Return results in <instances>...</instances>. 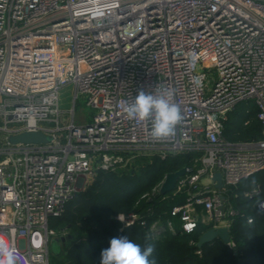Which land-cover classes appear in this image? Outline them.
Instances as JSON below:
<instances>
[{"label": "built area", "instance_id": "obj_1", "mask_svg": "<svg viewBox=\"0 0 264 264\" xmlns=\"http://www.w3.org/2000/svg\"><path fill=\"white\" fill-rule=\"evenodd\" d=\"M67 87L72 106L82 98L93 111L89 121L75 123L73 107H60ZM169 88L183 120L157 141L151 121L127 119L124 104L141 89ZM242 102L253 105L257 140L223 134ZM0 123V244L17 249L19 264H50L59 237L50 221L98 172L141 158L196 154L164 194L184 196L170 215L182 234L200 225L231 231L234 189L264 174V0H0ZM23 132L49 141L9 143ZM242 196L264 214L260 186ZM115 219L120 231L145 225L137 213ZM226 245L235 247L231 236Z\"/></svg>", "mask_w": 264, "mask_h": 264}, {"label": "trees", "instance_id": "obj_2", "mask_svg": "<svg viewBox=\"0 0 264 264\" xmlns=\"http://www.w3.org/2000/svg\"><path fill=\"white\" fill-rule=\"evenodd\" d=\"M251 115L244 125L242 113L233 111L224 123V136L231 141H251L260 137V125ZM233 115V118L229 117ZM231 126V127H230ZM232 128V129H230ZM194 153H183L165 160L156 157L136 160L124 169L112 172L100 171L82 191L76 192L65 204L60 217L50 221V226L67 240L55 255L58 264H101V252L110 247L113 238L128 237L140 244L143 250L154 247L148 258L150 264H264V214L246 201L242 192L260 186L264 196V174H257L241 181L234 189L232 207L237 214L232 218L230 236L235 243L229 248L220 239L197 247L200 235L209 227L200 225L192 234L180 232L178 218L172 217L173 206L181 203L184 196H165L158 191L147 198L145 194L157 186L166 173L183 167H192ZM255 179L256 185L251 181ZM137 213L145 225L119 230L121 224L117 214ZM252 217L253 224L246 219ZM153 224L165 225L167 230L160 234L151 231ZM168 226L171 229H168Z\"/></svg>", "mask_w": 264, "mask_h": 264}, {"label": "clouds", "instance_id": "obj_3", "mask_svg": "<svg viewBox=\"0 0 264 264\" xmlns=\"http://www.w3.org/2000/svg\"><path fill=\"white\" fill-rule=\"evenodd\" d=\"M124 112L129 120L151 121L150 136L157 141L173 138L183 120L171 88L159 92L141 89L133 100L125 102ZM256 183L255 179L251 181L252 185ZM153 252L152 245L142 250L140 244L128 237L113 238L110 247L101 252V264H150L148 258ZM19 258L16 248L0 244V264H19Z\"/></svg>", "mask_w": 264, "mask_h": 264}, {"label": "water", "instance_id": "obj_4", "mask_svg": "<svg viewBox=\"0 0 264 264\" xmlns=\"http://www.w3.org/2000/svg\"><path fill=\"white\" fill-rule=\"evenodd\" d=\"M8 141L11 144H43L47 143L49 138L43 135L41 132H23L18 135L10 136ZM190 171L191 168L183 167L174 172L166 173L160 184L159 193L164 195L170 192L174 188L177 180ZM212 179L216 182L215 187L217 189H221L222 181L220 173H214ZM229 233L230 229L225 227L207 229L200 235L197 242V247H201L203 244L209 243L217 238L220 239L224 244H227L230 241ZM66 240L67 238L62 236L52 239L50 242V253L58 255L61 251V244H64Z\"/></svg>", "mask_w": 264, "mask_h": 264}, {"label": "rangeland", "instance_id": "obj_5", "mask_svg": "<svg viewBox=\"0 0 264 264\" xmlns=\"http://www.w3.org/2000/svg\"><path fill=\"white\" fill-rule=\"evenodd\" d=\"M59 99H60V107L66 110L68 107H73L74 109V118H75V123H80L84 121H89L90 120V114L93 112L90 108H88L84 100L82 98H79L78 101L75 103L74 106H72V89L70 87L64 88L63 90L60 91L59 93ZM253 105L251 102H242L240 103L235 111L237 114L242 113L243 119H247L248 117H251L253 113ZM249 112L250 114H247L246 112ZM232 114L229 119L233 118ZM2 124V123H0ZM231 127V126H230ZM232 129V128H230ZM160 183L155 186L150 193L145 194L147 198H151V195L157 191L159 188ZM84 190V189H83ZM82 191V190H80ZM67 233L66 229H63L61 232H59L60 236H64ZM19 246L23 248L25 246V242L23 240L19 241ZM56 256L52 253H50V264H58V261L60 259L55 258Z\"/></svg>", "mask_w": 264, "mask_h": 264}, {"label": "crops", "instance_id": "obj_6", "mask_svg": "<svg viewBox=\"0 0 264 264\" xmlns=\"http://www.w3.org/2000/svg\"><path fill=\"white\" fill-rule=\"evenodd\" d=\"M250 120H251V118H250ZM60 237V236H59Z\"/></svg>", "mask_w": 264, "mask_h": 264}]
</instances>
